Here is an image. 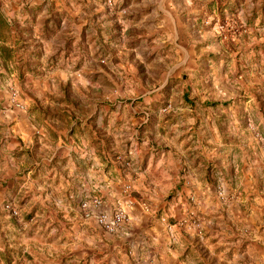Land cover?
<instances>
[{"label":"rangeland","instance_id":"374dc122","mask_svg":"<svg viewBox=\"0 0 264 264\" xmlns=\"http://www.w3.org/2000/svg\"><path fill=\"white\" fill-rule=\"evenodd\" d=\"M212 3L204 30L180 33L181 47H175L164 46L171 32L159 40L137 38L141 32L133 27L129 0H0L5 21L0 44L6 48L0 50V112L38 104L40 116L65 133L63 146L70 144L67 130L73 122L84 126L93 145L105 152L101 163L109 181L126 182L110 212L122 203L128 217L129 199L145 211L158 207L150 206L145 194L168 202L167 211L181 199L176 189L161 192L150 184L148 192L138 190L136 174L147 172L154 180L168 169L180 172L182 165V171L194 169L199 160L190 155L206 153L214 163L201 171L205 184L213 175L219 202L243 206L248 215H237L234 224L213 222L207 215L172 221L163 216L169 231L188 227L195 243L186 252L183 237L161 248L157 244V252L166 255L161 260L187 263L185 255L192 250L191 264H264V170L255 159L264 160V0ZM133 65L137 71L126 70ZM89 122L99 139L85 125ZM61 151L53 162L71 167L70 160L59 157ZM130 152L160 157L140 163L130 159ZM227 155L244 160L246 169L242 172L241 164L238 173L227 172ZM30 157L28 167L39 169L48 167L51 155ZM101 195L96 198L104 201Z\"/></svg>","mask_w":264,"mask_h":264},{"label":"crops","instance_id":"0c3cea01","mask_svg":"<svg viewBox=\"0 0 264 264\" xmlns=\"http://www.w3.org/2000/svg\"><path fill=\"white\" fill-rule=\"evenodd\" d=\"M129 1L130 12L134 16L133 27L141 32L137 38L141 42L159 40L163 33L171 32L172 36L167 39V43L164 42V46L174 44L175 47H181L177 44L180 33L204 30L205 11L210 10L213 5V0ZM126 70L137 71V68L133 65ZM32 107L26 106L22 112H0V264H166L161 260L166 255L158 253L156 245L161 248L162 243L179 242L183 237L184 243H187L186 252L190 245L194 248L195 242L190 240L195 233L190 234L188 227L183 231L177 228L169 231L163 216L172 217V221L173 218L189 220L195 216L207 215L213 222L225 220L232 224L237 215L241 217L246 214L247 217L248 214L241 210L243 206L235 209L233 205H222L219 202L215 196L218 186L212 181L215 180L213 175L211 181L205 184L201 171L204 167L207 169L212 166L210 162L214 163V160L204 152L192 153L190 158L195 162L199 160L198 166H193L194 169L188 166L182 171V165L180 172L168 169L162 178L154 180L147 178V172L136 174L137 180L133 185L138 190L148 192L147 185L150 184L155 186L156 191L161 192L176 189L181 199L172 210L167 211L168 202L162 204L145 194L144 198L153 202L149 205L157 204L158 207H151L153 211H145L138 204L129 209L128 223L117 234L109 235L98 226L96 216L114 210L115 202L122 198L125 179L121 176L123 182L109 181L107 168L101 163L105 152L93 145V140L89 139L84 126L77 127L73 122L70 131L67 130L71 134L70 144L63 146L62 136L65 133L54 128L44 119V115L40 116L38 104ZM30 108L32 110L28 115L26 110L29 111ZM99 108L100 111L106 110L101 105ZM85 125L90 133H94L93 137H96L94 124L89 122ZM96 128L98 130L99 127ZM74 132L79 135L77 141ZM60 148L63 151L59 157L70 160L71 167L61 166V161L53 162L59 155ZM43 152L51 155L50 160L45 162L48 167H33V170L29 168V155L31 160H35ZM130 154V159H139L140 163L152 159L154 155L158 156L157 159L160 157L159 153H151L150 156L142 155V152ZM183 157L185 158L184 154L181 158ZM226 158L229 162L227 172L236 170L238 173L241 164L242 172L247 167L244 160L234 155H227ZM255 159L256 166L264 170V160L260 155ZM187 160L180 162L188 164ZM100 194L104 198L103 205L100 208H91L92 216L85 218L80 205ZM193 197L197 198L196 202ZM7 203L20 210V220L12 218L5 211ZM154 210L160 212L156 213ZM158 216L161 220L157 219ZM191 251L185 255L187 263L179 264H191L188 258ZM172 255L175 257L178 252Z\"/></svg>","mask_w":264,"mask_h":264},{"label":"built area","instance_id":"2783aa9c","mask_svg":"<svg viewBox=\"0 0 264 264\" xmlns=\"http://www.w3.org/2000/svg\"><path fill=\"white\" fill-rule=\"evenodd\" d=\"M16 99H13V103ZM23 108L22 105H18ZM103 205V201L100 198H93L85 201L82 204V210L85 213V218H90L92 216L91 208H100ZM136 202L132 199L127 201L128 207H134ZM5 211L11 215L12 218H18L20 216L19 210L11 203H7L4 207ZM129 220L128 213L124 208L123 204L114 212H102L96 216V221L98 226L105 232L112 234L117 232L125 223Z\"/></svg>","mask_w":264,"mask_h":264},{"label":"trees","instance_id":"16d2710c","mask_svg":"<svg viewBox=\"0 0 264 264\" xmlns=\"http://www.w3.org/2000/svg\"><path fill=\"white\" fill-rule=\"evenodd\" d=\"M0 23L5 24V21H4V19H3V16L0 17ZM0 50H1L2 52H4V51L6 50V48H4V47L0 44ZM7 57L9 58V56H7ZM7 57H3L4 60H7ZM18 64H20V62H19Z\"/></svg>","mask_w":264,"mask_h":264}]
</instances>
